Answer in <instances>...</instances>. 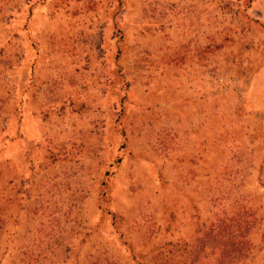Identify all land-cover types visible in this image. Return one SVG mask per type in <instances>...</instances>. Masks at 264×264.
Wrapping results in <instances>:
<instances>
[{"label":"rangeland","instance_id":"rangeland-1","mask_svg":"<svg viewBox=\"0 0 264 264\" xmlns=\"http://www.w3.org/2000/svg\"><path fill=\"white\" fill-rule=\"evenodd\" d=\"M264 264V0H0V264Z\"/></svg>","mask_w":264,"mask_h":264},{"label":"trees","instance_id":"trees-1","mask_svg":"<svg viewBox=\"0 0 264 264\" xmlns=\"http://www.w3.org/2000/svg\"><path fill=\"white\" fill-rule=\"evenodd\" d=\"M168 264H174L173 262H171V263H168Z\"/></svg>","mask_w":264,"mask_h":264}]
</instances>
